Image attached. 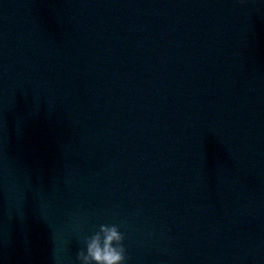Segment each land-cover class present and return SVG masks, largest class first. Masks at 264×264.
Wrapping results in <instances>:
<instances>
[{
    "label": "water",
    "instance_id": "1",
    "mask_svg": "<svg viewBox=\"0 0 264 264\" xmlns=\"http://www.w3.org/2000/svg\"><path fill=\"white\" fill-rule=\"evenodd\" d=\"M264 264V0H0V264Z\"/></svg>",
    "mask_w": 264,
    "mask_h": 264
},
{
    "label": "clouds",
    "instance_id": "2",
    "mask_svg": "<svg viewBox=\"0 0 264 264\" xmlns=\"http://www.w3.org/2000/svg\"><path fill=\"white\" fill-rule=\"evenodd\" d=\"M125 235L118 225L101 224L99 230L84 240L76 253L79 264H127Z\"/></svg>",
    "mask_w": 264,
    "mask_h": 264
}]
</instances>
